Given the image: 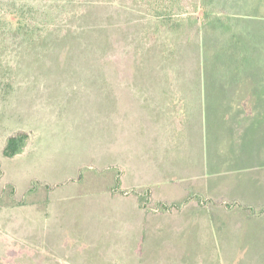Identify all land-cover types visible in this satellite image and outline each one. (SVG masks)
I'll return each mask as SVG.
<instances>
[{"label":"rangeland","instance_id":"obj_1","mask_svg":"<svg viewBox=\"0 0 264 264\" xmlns=\"http://www.w3.org/2000/svg\"><path fill=\"white\" fill-rule=\"evenodd\" d=\"M12 1L0 0V264H148V255L144 254L148 242L136 240L129 232L132 223L137 226L135 211L126 209L122 214L124 206L134 203L135 192L125 185L120 192L123 198L114 199L112 194L116 191L113 188L119 173L129 175L135 171H147V148L144 144L157 141V132L163 136L161 122L167 117V110H163L161 103L164 96L157 90L138 92L131 88V85L139 86L137 82H143V79L133 78L132 74L130 78L118 74L124 67L134 72L136 65L131 62L117 72L119 65L105 64L106 60L93 57L88 47H76L80 43L64 46L43 44L42 33L35 31V25L31 27V35L26 32L20 34L16 26L8 24L15 21V17L8 20L5 16L7 21L4 17L11 10L10 5L20 7L24 4L22 0ZM246 2L248 4L251 0ZM247 10L242 12L240 8H231L234 16L239 18L245 14L243 17L246 18L249 17L247 15L258 14L254 7ZM243 17L239 19L243 21L241 24L225 30L228 37L222 41L223 46L231 44L240 45L245 50L251 48L253 41L233 39L230 32L232 35L240 31L254 32L264 38V6L254 17L258 20H243ZM40 20H37L39 24ZM256 43L261 47L260 54L256 56L249 50L244 61L228 54L226 66L216 72L229 84L233 78L239 82L242 77H257V97L261 104L258 108H261L264 106V39L258 38ZM245 64L249 69L247 73L237 71ZM146 82L156 83L152 80ZM249 90L250 85L240 86L235 103L246 100ZM144 98L151 102L148 110L138 108V100ZM209 98L206 97L207 100ZM247 112L245 107L234 106L221 108L216 105L207 109L205 154L211 168L204 174H207V180L211 173L219 171L221 162L222 171L244 174L243 187L252 183L253 176L246 178V170L250 164L259 168L260 162L258 164V158L249 156L264 154V145L256 140L247 146L241 140L243 119L257 115ZM259 115L264 117V113ZM255 120L264 122L258 116ZM152 121L155 125L151 124ZM260 126L264 129V124ZM18 133L29 135L26 148L20 155L6 158L3 151L7 140ZM194 149L195 145L191 152ZM156 169L163 173L162 169ZM192 177H195L193 170L180 179L183 187L187 186V191H191L193 199L200 198L204 212L217 210L223 201L232 205V200H219L228 198L227 195H213L196 186ZM177 187L173 184L150 187L154 202L149 207L157 209L158 204H155L160 199L169 204L179 199L181 189ZM140 190L143 189L136 193L141 197L144 190ZM246 190L251 196L256 194L252 184L251 189ZM239 194L235 196L236 202L251 203L255 207L249 194ZM199 210L181 205L178 210L170 211L171 214L183 215H180V221L186 230L177 236L180 241V236L192 234L188 229L192 219L202 228L210 229L205 222V214ZM231 219L241 220L242 228L244 222H249V217L237 209L231 217L222 215L212 225L213 232L209 238L202 237L204 231L201 228H190L193 237L198 235L203 241L201 246L194 244L192 249L204 254H211L213 250L225 251L234 243L228 238H234L230 233L224 234ZM174 226L179 227V224ZM236 233H240L237 226ZM243 233L234 244L235 250L246 252L243 260H257L264 264L263 251H258L261 255H255L257 248L253 246L262 234L260 230L248 224ZM170 241L171 238L167 240ZM167 245L169 249H175L173 244H166L165 249ZM131 247L143 250L141 253L135 250L140 257L133 261L129 258L131 255L125 256V248L130 250ZM226 262L236 264V259L228 256ZM152 264L164 262L154 260Z\"/></svg>","mask_w":264,"mask_h":264},{"label":"crops","instance_id":"obj_2","mask_svg":"<svg viewBox=\"0 0 264 264\" xmlns=\"http://www.w3.org/2000/svg\"><path fill=\"white\" fill-rule=\"evenodd\" d=\"M162 79L164 80L163 82ZM147 80L156 81L157 84L147 83ZM258 81L259 79L257 77L254 78L250 76L248 78L242 77L239 82L233 78V82L229 84V82L222 79L220 73L210 74L209 78H205L202 73H162L147 76V78L143 79L145 83L141 82L143 85L140 84V91L157 90L164 96L161 103L163 110H167V117L161 122V130H164L163 136L161 137L157 132L159 136L157 141H148L144 144L145 148H147L145 160V163H148L147 171L141 173L135 171L129 175H120V173L116 175V185L113 190L117 192H113L112 195L114 199L120 198L119 196L122 197L120 192H122V188L125 185L130 187L129 190L135 192L132 198V202L134 203L130 206H124L122 214H125L126 209H133L136 213L134 222L137 226L132 223V229L130 228L129 232L136 240L148 242L147 249L144 250V254L147 253L148 255L146 263L152 264L154 260H162L164 264H228L226 262L227 257L231 256L236 259V264H260L257 260H243V256L246 252L244 251L241 253V251H236L234 244L236 240H239L243 236L244 227L248 224L250 226L253 225L262 233L253 243V246L257 248L255 255L262 254H258V251H263L264 253V154L260 153V155L254 154L249 156L251 159L258 158V164L260 162V166L259 168H255V166L250 164L246 170V178L253 176V179L251 180L252 183L244 184L245 188L242 186L244 174L228 172L227 170L222 171L221 162L219 171L211 173L212 175L208 180L205 178L207 174L204 175L206 172L211 171V168L208 166L209 158L206 157L205 154L207 138L205 115L208 108L215 107L216 105H219L221 108H231L232 106L245 107V111H248L247 114H257L243 119L244 126L240 129L242 133L241 140L247 146L252 145L256 140H260V143L264 145V139H262V137H264V129L260 126V124H264V122L255 120L257 116L264 120L263 115H259L264 113V106L262 105L263 107L261 106V108H258V105H261L257 97V91H259V87L257 86ZM243 85H250L249 95L246 100L235 103L234 98L240 86ZM158 86L162 89H158ZM131 88L139 92V90L135 88V85H131ZM206 97H210L211 99L209 98L207 100ZM137 105L141 110L145 108L148 110L151 102L144 98L138 100ZM253 109L258 111H254ZM151 124L155 125V122L152 121ZM194 145L195 149L191 152ZM189 155L192 156V158H190ZM195 161H197V164L194 166ZM218 161L217 159V162ZM257 166L258 165H256V167ZM156 168L159 170L162 169L163 173L157 171ZM192 170L195 172V177H192V179L194 178V180H196V186L203 187L213 195L217 193L219 197L223 194L227 195L228 198H219V200H232V205L223 201L221 202L222 206L217 210H210L207 212L208 214L204 212L202 202L198 200L199 197L197 196L193 199L191 197V191H187V186L185 188L183 187L180 179L184 174L187 175ZM118 178L120 187L117 182ZM165 184H173L181 189L180 198L171 201V204L162 199L158 200L157 203L167 204L170 210L159 211L156 209L148 210L144 208L143 201L141 200L142 198L136 193L137 190L143 189L144 194L148 190L150 193V187H161ZM251 184L253 189H256V194H253V196L246 190V188L251 189ZM239 192H242V194H239ZM237 194L241 196H247L249 194L250 200H254L253 204L255 207L251 206V203L243 204L241 202H236L238 200L235 198ZM178 200L179 202H175ZM181 205H188V208L193 206L200 209V213L205 214L204 219L206 224L210 226V229L208 227L202 228L201 224L195 223L192 218V224H190V228H201L204 231L202 237L209 238L213 232L212 225L216 223L222 215L231 217L233 211L237 209L241 210L245 217H249V222H244L245 225L242 228L241 224L243 225V223H241V220L231 219L230 227L225 230L226 232H224V234L230 233L234 238H228L232 239L234 243L228 245L223 252L213 250L211 254H204V252L200 253L199 250L192 249L194 244L201 246L203 241L198 235L193 237V230H190V228H188L192 233L190 236L188 234L180 236L182 241L177 237L181 233H185L186 227H182L180 221L183 215L177 212L171 214V212L173 209L178 210V208H181ZM175 206L178 208H175ZM200 222H202L201 218ZM175 223H178L179 227L174 226ZM236 226L237 231L240 233H236ZM147 229L148 232H146ZM255 236L257 237L258 233L255 234ZM169 238H171V241L167 242ZM226 241L230 242L229 240ZM175 242L179 244V248L176 247L177 245ZM166 244H173L175 249H169V245H167L165 249ZM131 249L133 250L130 251ZM125 250L126 258L131 255L129 258H132V261L135 258H139L140 253L143 251L136 250L133 247H131L130 250L125 248ZM135 250L138 252L140 251V253L137 252L136 254ZM170 251H175L176 253Z\"/></svg>","mask_w":264,"mask_h":264},{"label":"trees","instance_id":"obj_3","mask_svg":"<svg viewBox=\"0 0 264 264\" xmlns=\"http://www.w3.org/2000/svg\"><path fill=\"white\" fill-rule=\"evenodd\" d=\"M22 1L24 4L20 7L10 5L11 10L4 15L8 20L15 17V21L8 24L16 26L20 34L26 32L31 35V27L35 25V31L42 33L43 44L64 46L80 43L76 47H88L89 53L106 60L105 64L119 65L117 72L131 62L136 65L134 72L124 67L118 73L127 78L132 74L133 78L145 79L162 73H202L209 78L210 74L218 73L217 69L226 66L228 54L242 61L247 58L249 50L256 56L260 54L261 47L256 42L258 38L264 39L254 32L240 31L233 35L230 32L233 39L253 41L251 48L245 50L240 45L222 44L228 37L225 30L229 26L235 28L243 22L239 19L246 16H234L231 8H240L243 12L254 7L259 14L264 0H251L248 4L246 0ZM258 14L247 15L249 17H243V20H258L254 18ZM243 67L237 71L247 73L248 65ZM137 83L139 86L135 88L140 90L141 82ZM28 140L26 133L11 136L4 148V156L11 159L20 155ZM117 182L120 187L119 178ZM141 198L144 208L154 209L149 207L153 200L148 190ZM198 200L201 201L200 198ZM157 204L156 210H170L167 204Z\"/></svg>","mask_w":264,"mask_h":264}]
</instances>
